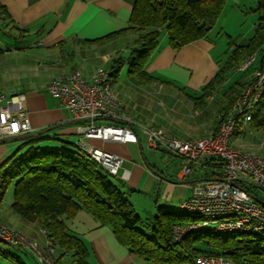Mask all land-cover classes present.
Returning <instances> with one entry per match:
<instances>
[{
	"label": "crops",
	"instance_id": "obj_1",
	"mask_svg": "<svg viewBox=\"0 0 264 264\" xmlns=\"http://www.w3.org/2000/svg\"><path fill=\"white\" fill-rule=\"evenodd\" d=\"M136 1L0 0L3 9L0 11V36L14 41L8 49L0 48V94L7 97L26 95L30 134L56 125H61L60 129L75 125L71 113L63 108L60 99L53 96L50 99L43 94L47 92L46 86L60 73L74 69L80 70L86 79H90L99 68L107 70L115 58H126L133 36L104 43L84 42L97 41L128 28ZM258 2L227 0L218 23L208 36L181 50L172 49L167 35H164L159 49L145 69L151 79H140L127 73V77L122 80L121 73L127 67L124 66L118 80L111 86L126 113L140 124L163 129L174 138L215 136L219 131L220 112L226 105L223 91L236 82L246 84L250 73L235 70L205 105L197 99L201 98L203 89L228 61L234 48L243 45L254 35L259 17L254 11ZM224 28L238 33L236 41L240 45L233 44L229 35H226L229 42L225 44L221 36ZM19 43L21 46L17 47ZM71 133L75 137L73 141L68 137L72 136ZM57 135L66 136L68 139H62L75 145L80 140L77 132L71 129L59 131ZM98 141L100 139H90L86 144L121 157L124 161L121 173H131L128 182L132 190L149 196L162 193L168 201H179L180 208L191 197L199 182L220 174L219 168L212 162L204 163L186 178L181 170L176 174L158 162L152 166L144 158L147 167L139 154L144 155L140 131L139 143L111 142L115 144V150L110 152L97 147L94 143ZM231 145L243 152L264 155V127L254 128L251 122L239 123L231 138ZM11 154L10 147L0 143V167ZM187 178L189 180L186 182L189 183L184 184ZM177 181L181 184L174 183ZM0 221L6 224L1 218ZM34 225L39 227L43 235L42 226L35 223L32 226L23 225L24 229L19 232L45 244L47 238L39 235V231L35 232ZM67 225L69 231L79 236L87 246L89 264H150L121 246L112 230L102 227L86 211L79 212ZM25 230L29 232H23Z\"/></svg>",
	"mask_w": 264,
	"mask_h": 264
},
{
	"label": "trees",
	"instance_id": "obj_2",
	"mask_svg": "<svg viewBox=\"0 0 264 264\" xmlns=\"http://www.w3.org/2000/svg\"><path fill=\"white\" fill-rule=\"evenodd\" d=\"M226 3L227 0H137L128 28L84 43L133 36L127 57L115 58L107 69L110 83L118 80L124 66L130 76L151 79L145 69L159 49L161 38L167 35L174 50L206 38ZM254 12L259 16L254 35L234 48L228 61L203 89V95L197 99L202 105L250 57L256 56V63L244 73L264 71V0H259ZM247 84L248 81L236 82L223 91L226 105L220 116L228 114ZM250 122L254 128L264 127V94ZM220 125L221 121L219 128ZM4 166L7 170L0 175V199L13 186V212L26 222L40 224L48 238L56 241L59 252L55 264L68 253H73L76 264H89L87 246L67 225L81 211L92 215L102 227L110 228L121 246L150 264H196V259L203 255L221 256L232 264H264V229L243 234L197 232L176 241L174 227L196 219L162 206L158 207L150 232L144 231L142 218L133 211L125 193L109 180L112 176L78 145L63 140L57 133L22 141L0 168ZM237 185L264 209V200L253 192L257 187Z\"/></svg>",
	"mask_w": 264,
	"mask_h": 264
},
{
	"label": "built area",
	"instance_id": "obj_3",
	"mask_svg": "<svg viewBox=\"0 0 264 264\" xmlns=\"http://www.w3.org/2000/svg\"><path fill=\"white\" fill-rule=\"evenodd\" d=\"M256 63V56L241 63L237 71L246 72ZM47 92L60 99L77 124L80 137L78 147L100 164L110 176L128 182L129 171L122 172L123 159L86 144L87 140L100 139L114 143H139V131L146 136L148 146L157 152L168 153L181 161L183 177L193 175L204 163L219 167L216 178L204 179L196 185L193 194L181 206L182 213L192 215L195 221L177 225L173 229L176 241L184 240L197 232H223L243 234L264 229V209L237 183L257 187L264 191V155L243 152L231 145L239 123H249L264 94V71L250 73L248 84L237 97L228 114L220 117L218 133L210 137L178 139L163 129L149 128L137 122L123 108L112 89L109 73L99 68L90 79L74 69L60 73L50 80ZM89 121V122H88ZM116 121L120 122L117 123ZM97 122L107 124L97 125ZM31 125L27 97L17 94L7 97L0 94V140L30 134ZM47 238L45 244L28 238L0 221V259L10 249H29L38 264H55L56 241ZM196 264H232L221 256H199Z\"/></svg>",
	"mask_w": 264,
	"mask_h": 264
},
{
	"label": "rangeland",
	"instance_id": "obj_4",
	"mask_svg": "<svg viewBox=\"0 0 264 264\" xmlns=\"http://www.w3.org/2000/svg\"><path fill=\"white\" fill-rule=\"evenodd\" d=\"M237 34H238L237 32H234L231 29H229L227 31V29L224 28L222 30L221 36H222V38H224L226 45L229 42L226 35H229L230 38L233 39V44L240 45V42L236 41L237 40ZM252 34L253 33H251V35ZM0 37H1L0 38L1 39L0 48L2 50L7 48V47H10L11 44H14V41L11 42L7 39H4V37H2V36H0ZM20 46L21 45L19 43L17 47H20ZM128 52H129V50H128ZM127 73H128V69H127V67H125L121 73V79L122 80H124V78L127 77ZM235 80H236V77H234V81ZM43 94L50 97V99L53 98L48 92H44ZM211 107L214 108V105H212ZM64 113H65V116L68 117V114L66 112H64ZM96 124L100 125V124H107V123L106 122H102V123L97 122ZM65 127L62 129L58 128L52 132H53V134H55L59 131L66 130V129H71L72 132H74V130H75L77 132V125L65 126ZM70 135H72V133ZM73 136L74 135L68 136L70 138V141H73L75 139V137H73ZM60 137L61 138H67L66 136L65 137L60 136ZM21 143H22V141L8 142L5 145L10 147L11 152L13 153V151L15 149H17L21 145ZM94 144L97 147L103 148L109 152L112 150H115V146H114L115 144H112L111 142L104 143L103 141L100 140ZM142 148H143L144 155H142V153H140V152H139V154H140V157L142 158V161L144 162V164L147 167H148V165L145 162V159L148 160V162L152 166H154L153 165L154 162H158L160 164H163L167 167V169L174 170L176 172V174L181 170V163H180L179 159L174 158L170 155L168 156V154H164L162 152H157L154 149L150 148L148 146L147 139H146L145 135H143V134H142ZM6 170H7L6 166H4L3 168H0V175L4 174ZM109 180L114 185H116V187H118L122 192L125 193L126 198L129 200L130 204L132 205L133 211L142 218V223H143L142 229L146 232H150V230L152 228V221L158 213V207L166 206L169 209H173L176 213L180 212V204L181 203L175 199H172V201H168V199L165 198L166 199V201H165L162 193H161V195H156V194H153L150 196L149 195H143L137 191L132 190L129 182H123L119 178H116V177H109ZM186 180H189V179L187 178V179H185V181ZM253 192L260 199L264 200V192L263 191H261L257 188H254ZM0 195H1V193H0ZM157 200H158V203H157ZM13 201H14V189H13V186H11L3 194L2 198L0 199V218L2 220H4V222H6V224H8V226L10 228L12 227V229L17 230V231H22L24 229L23 225L32 226L33 223L28 222V224H27V222L25 220H23L20 216H18L17 214H15L13 212V210L11 208ZM33 227H34L33 229H35V232L39 231L38 232L39 235L43 236L42 234H40L39 227H37L36 225H34ZM23 232L26 233L29 231L25 230ZM30 235H31V231H30ZM39 243L42 244V242H39ZM59 255H60V253H59ZM0 264H37V259H36L35 255L33 254V252L30 251L29 249H26V250L10 249V254L3 255L1 257ZM59 264H76L75 258L73 257V253H68L65 256H62Z\"/></svg>",
	"mask_w": 264,
	"mask_h": 264
},
{
	"label": "water",
	"instance_id": "obj_5",
	"mask_svg": "<svg viewBox=\"0 0 264 264\" xmlns=\"http://www.w3.org/2000/svg\"><path fill=\"white\" fill-rule=\"evenodd\" d=\"M89 122V121H88ZM117 123H120L118 121H116ZM75 125L77 124H81L82 121H75L73 122ZM69 125H71V123H69ZM58 128H61V125H56V126H52V127H49L47 129H44L42 131H39V132H36V133H33V134H28V135H25V136H20V137H12L10 139H3V140H0V143H8V142H16V141H24V140H28V139H32V138H35L37 136H41V135H44V134H47V133H50ZM175 184H181V182H174ZM189 182H184V184H188Z\"/></svg>",
	"mask_w": 264,
	"mask_h": 264
}]
</instances>
